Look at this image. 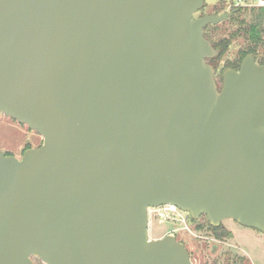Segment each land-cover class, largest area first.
<instances>
[{"label": "water", "instance_id": "water-1", "mask_svg": "<svg viewBox=\"0 0 264 264\" xmlns=\"http://www.w3.org/2000/svg\"><path fill=\"white\" fill-rule=\"evenodd\" d=\"M206 0H0V264H194L151 208L264 233V64L219 89Z\"/></svg>", "mask_w": 264, "mask_h": 264}, {"label": "rangeland", "instance_id": "rangeland-1", "mask_svg": "<svg viewBox=\"0 0 264 264\" xmlns=\"http://www.w3.org/2000/svg\"><path fill=\"white\" fill-rule=\"evenodd\" d=\"M233 0H206L204 8L195 17L203 15H222L232 11ZM238 9V8H233ZM256 27L264 30V13L258 9H243L231 19L217 25H209L205 30L206 38L212 43L219 54L212 59L216 70L218 86H223V73L226 69H236L244 60L241 52L247 51L251 45V35L246 29ZM258 62L264 64V45L256 49ZM43 138L37 132L21 125L10 117L0 113V150L6 155L22 158L25 149L39 148ZM183 220L172 221L152 216L150 218V239H160L174 235L187 247L194 264H264V233L240 225L233 220H225L222 227L231 237L215 239L216 236L208 227L207 218L189 222L188 213ZM201 228V229H200ZM197 230V231H196ZM35 264H44L35 259Z\"/></svg>", "mask_w": 264, "mask_h": 264}, {"label": "built area", "instance_id": "built-area-1", "mask_svg": "<svg viewBox=\"0 0 264 264\" xmlns=\"http://www.w3.org/2000/svg\"><path fill=\"white\" fill-rule=\"evenodd\" d=\"M230 8L238 9H264V0H233L230 3ZM150 218L152 216L159 217L162 219H169L172 221H181L184 218L182 210L174 205H166L158 208H151L149 210ZM185 220V219H184ZM183 220V222H185Z\"/></svg>", "mask_w": 264, "mask_h": 264}, {"label": "trees", "instance_id": "trees-1", "mask_svg": "<svg viewBox=\"0 0 264 264\" xmlns=\"http://www.w3.org/2000/svg\"><path fill=\"white\" fill-rule=\"evenodd\" d=\"M239 10L242 11L243 9H239ZM259 11L264 13V9H260ZM246 30L251 35L250 39L254 45H251V47L247 51L241 52V56H243V58H245L246 56H248L250 54L256 53L257 47L260 45H264V30L259 31L256 27H250L249 29H246ZM28 149H30V148L28 147L27 149H25V151ZM209 226H210L211 230L215 233V236L217 239L221 240V239H224L227 237H231L230 233L225 231V229L222 226L213 227L212 225H210V223H209Z\"/></svg>", "mask_w": 264, "mask_h": 264}, {"label": "flooded vegetation", "instance_id": "flooded-vegetation-1", "mask_svg": "<svg viewBox=\"0 0 264 264\" xmlns=\"http://www.w3.org/2000/svg\"><path fill=\"white\" fill-rule=\"evenodd\" d=\"M203 16H204V15H203ZM201 17H202V16H201ZM195 18H196V17H195ZM198 18H200V17H198ZM256 62H257L258 65H263V63L258 62L257 59H256ZM208 63H209L210 65H212V59L208 60ZM240 68H241V66L238 67V68H236V69H234V70H235V71H239ZM215 71H216V70H215ZM215 75H216V73H215ZM220 83H222V82H221L220 80H218V83H217V84L219 85ZM219 89L221 90L222 87L219 86ZM202 217L207 218L206 216H201L200 219H201ZM187 219H188L189 222H192V220H191L192 218L190 217L189 214H188V216H187ZM207 221H208V220H207ZM208 227L210 228L209 224H208ZM210 230H211V228H210ZM196 231H197V230H196ZM214 234H215V233H214ZM215 239L217 240V238H215ZM217 241L220 242L221 240H217Z\"/></svg>", "mask_w": 264, "mask_h": 264}]
</instances>
